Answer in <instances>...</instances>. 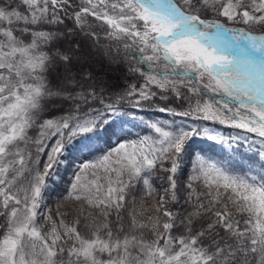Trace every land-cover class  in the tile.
Here are the masks:
<instances>
[{
	"label": "snow or ice",
	"instance_id": "6c2138e0",
	"mask_svg": "<svg viewBox=\"0 0 264 264\" xmlns=\"http://www.w3.org/2000/svg\"><path fill=\"white\" fill-rule=\"evenodd\" d=\"M113 49L142 78L115 97ZM157 98L259 137L258 171L190 156L194 137L248 139L207 126L140 117L151 134H117L122 105ZM73 150L54 210L49 181ZM0 264H264V0H0Z\"/></svg>",
	"mask_w": 264,
	"mask_h": 264
},
{
	"label": "trees",
	"instance_id": "16d2710c",
	"mask_svg": "<svg viewBox=\"0 0 264 264\" xmlns=\"http://www.w3.org/2000/svg\"><path fill=\"white\" fill-rule=\"evenodd\" d=\"M69 27L72 26L71 21L66 22ZM99 25V24H98ZM63 27V26H62ZM94 30V29H93ZM98 37H99V45L100 46H114L117 42H114L108 38H106L105 31L106 29L101 27L100 30H94ZM81 39L84 37L81 36ZM92 44L91 39H87ZM113 54L117 56L116 59V68L121 66L122 70L120 77L117 79V84L116 86H107L108 90L112 93V96L115 97L117 94L121 93L124 88L129 84V83H137L139 84L142 81V78L139 77L138 75H134L133 73L128 71V67L130 63H135L134 60H131L130 57L133 55L131 52H125L123 49L117 54L115 50L113 49ZM120 69V68H119ZM116 82V83H117ZM151 106L149 107L148 105H145L143 108H132L130 105L124 104L121 107V112L124 113V115H120L117 117H113L112 119L115 121V130L120 129L122 124H132L131 121H140L139 118L143 117L146 120H151L153 119L150 118L149 115H147V111L151 110H156L159 107H164V106H171L174 108L179 107V102H174L172 99H169L167 101L156 99L153 102H149ZM185 107H187V103L185 102ZM135 117V118H133ZM162 121H172L174 120L175 122L177 120L180 121H185L189 125H196L199 127H204V126H212L214 129L218 130L225 136L229 137H247V140L240 139L236 142L233 143L232 147L233 150L230 152V155L227 156L226 158H222V154L220 152L216 153L210 147L204 146L201 143H196V144H190L187 148L186 151L189 153L190 156L195 157L196 155L202 156L206 160H211L212 158L217 159V161H213L217 163L218 165L224 167L225 169L232 171L233 173H239L243 174L245 171H247L246 168V162L252 163V159H255L254 156L257 155L258 150L261 149V145L258 143L259 137H256L254 134L251 133H246L242 129L238 128H232V127H226L224 125L218 124V123H212L210 121H199V120H192L191 118H185V117H172L170 115H165L161 117ZM151 134L150 130L145 128L142 131L141 136ZM112 140V138H111ZM107 141V138L105 140L99 141V147L105 151L108 150L109 148V143L112 141ZM126 140H131V139H126ZM107 141V142H106ZM78 151L73 150L71 153L67 155V164L63 165L61 170L58 172L59 180L57 183H53L52 181H49L50 184V189L47 193L48 199H47V206L50 208H53L55 210L57 204L62 201L63 196L66 195V189L68 188L69 182L72 179L73 175H69V171L71 166L73 165V159L77 158L78 156ZM88 155V154H87ZM96 155H100V153H96ZM90 159L92 157H89ZM238 159V160H236ZM239 163V164H238ZM188 161H185V172L189 171L187 168ZM75 171V170H74ZM186 176H182L181 179H185ZM51 200V201H49ZM67 205L65 207L61 208V211H64Z\"/></svg>",
	"mask_w": 264,
	"mask_h": 264
},
{
	"label": "rangeland",
	"instance_id": "374dc122",
	"mask_svg": "<svg viewBox=\"0 0 264 264\" xmlns=\"http://www.w3.org/2000/svg\"><path fill=\"white\" fill-rule=\"evenodd\" d=\"M96 24L98 25L99 22H96ZM100 28H101L100 26H95L94 30H100ZM83 39H85V38H83ZM87 43L90 46L92 45L89 41H87ZM93 51H95V48H93ZM115 64H116V62H112L110 64V66L105 65V67H104V71L106 73L105 79H106L107 86H116L117 84H119L117 82V79L121 75L120 71L122 70V68H121V66H119L120 69L118 67L116 68ZM95 67L97 68V70L100 69V65L99 64L95 65ZM146 113H147V115L150 116L151 119H153V121L161 120L162 116H165V115L167 116L168 115L166 113H160L157 110H151V111L149 110ZM131 123L132 124H122L120 129L117 130V134L119 136L124 137L125 139H131V140H136L139 137H141L142 131L146 127H144L140 123V121H131ZM176 124L177 125H181L182 124V125H184L186 127L189 126V124H187L185 121H180V120H177ZM207 127L214 129L212 126H207ZM214 130H216V129H214ZM216 131H218V130H216ZM116 139L117 138L115 136L112 137V140H111L112 141L111 142L112 145H115ZM196 143H201L204 146H208V147H210V149H212L216 153L220 152L223 155L222 158H226L227 156H229L230 152L233 150V147L230 149V148L227 147V145L222 146L220 144H217V143H215L213 141H209L206 138H201V137H194L192 140H190L186 144L185 147L187 148L190 144H196ZM98 145H99V142H98ZM83 155L87 156V152H85ZM77 156H78L77 158L73 159V162H75L76 164H79L80 160L82 159V156H81V154L79 152H78ZM254 158L255 159H252V161H251L252 163L246 162L245 166H246L247 170H249L251 168H255L258 171V167L253 163L256 160L257 155H255ZM211 160L217 161V159H214V158H212ZM236 160H238V159H236ZM62 167H63V165L60 166L59 171L61 170ZM74 170H75V168L72 165L71 168H70V171L68 172L69 175H73ZM46 203H47V201H46Z\"/></svg>",
	"mask_w": 264,
	"mask_h": 264
},
{
	"label": "bare ground",
	"instance_id": "6f19581e",
	"mask_svg": "<svg viewBox=\"0 0 264 264\" xmlns=\"http://www.w3.org/2000/svg\"><path fill=\"white\" fill-rule=\"evenodd\" d=\"M49 201H51V200H49Z\"/></svg>",
	"mask_w": 264,
	"mask_h": 264
}]
</instances>
